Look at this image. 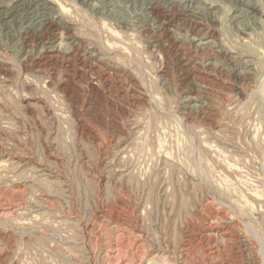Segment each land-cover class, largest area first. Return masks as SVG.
<instances>
[{
    "label": "rangeland",
    "instance_id": "1",
    "mask_svg": "<svg viewBox=\"0 0 264 264\" xmlns=\"http://www.w3.org/2000/svg\"><path fill=\"white\" fill-rule=\"evenodd\" d=\"M160 263L264 264V0H0V264Z\"/></svg>",
    "mask_w": 264,
    "mask_h": 264
},
{
    "label": "bare ground",
    "instance_id": "2",
    "mask_svg": "<svg viewBox=\"0 0 264 264\" xmlns=\"http://www.w3.org/2000/svg\"><path fill=\"white\" fill-rule=\"evenodd\" d=\"M44 1V0H43ZM73 1V0H72ZM241 1V0H240ZM151 2V1H150ZM239 2V1H238ZM149 3V2H148ZM154 3V2H153ZM240 3H242V2H240ZM141 4V3H140ZM152 5V4H151ZM246 5V4H245ZM247 5H248V3H247ZM245 6V7H248V6ZM92 6V5H91ZM153 6V5H152ZM59 7V6H58ZM251 7V6H250ZM175 8V7H174ZM150 9V8H149ZM162 9V8H161ZM256 9V8H255ZM140 10V9H139ZM252 10V9H251ZM246 12H247V10H246ZM250 12V11H249ZM252 12V11H251ZM143 13V12H142ZM200 13V12H199ZM256 13V12H255ZM252 14H253V12H252ZM143 15V14H142ZM256 15V14H255ZM19 17V16H18ZM12 23V22H11ZM30 24V23H29ZM41 24V23H40ZM118 24V23H117ZM33 26V25H32ZM155 26V25H154ZM80 36V35H79ZM180 36V35H179ZM187 39V38H186ZM69 44V43H68ZM44 48V47H43ZM59 48V47H58ZM196 50V49H195ZM226 54V53H225ZM101 61V60H100ZM220 62V61H219ZM246 64V63H245ZM202 65V64H201ZM204 65V64H203ZM244 69V68H243ZM245 71V70H244ZM248 74V73H247ZM207 112V111H206ZM12 212V211H11ZM226 233V232H225ZM204 236V235H203ZM120 250V249H119ZM159 250V249H158ZM171 254V253H170ZM174 256V255H173ZM155 257V256H154ZM161 264V263H160Z\"/></svg>",
    "mask_w": 264,
    "mask_h": 264
}]
</instances>
